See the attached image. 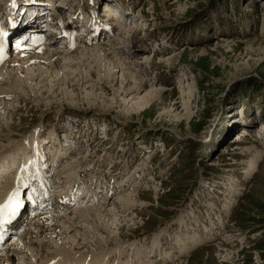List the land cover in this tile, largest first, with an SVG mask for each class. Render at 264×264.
<instances>
[{"label":"rangeland","instance_id":"374dc122","mask_svg":"<svg viewBox=\"0 0 264 264\" xmlns=\"http://www.w3.org/2000/svg\"><path fill=\"white\" fill-rule=\"evenodd\" d=\"M74 2L75 12L76 7L79 11L89 6L86 0ZM88 2L94 3V0ZM120 2H124L125 7L132 8L127 23L139 22L137 16L142 12L145 16L143 20L150 26L134 36L132 47L128 46L130 51L138 46L139 49L146 51H137L136 54L132 53V58H124L121 50H118L119 57H115L129 63L143 61L141 55H148L151 64L147 65V68L156 77L160 87L170 90L162 93L159 102H154L138 116L129 117L130 121H125L124 124L126 127L114 123L116 120L113 118L117 115L115 110H111L110 115H106L105 118L91 110L92 113L82 112L79 116L66 113L51 115L44 121L42 116L46 112L44 109L46 101L41 102L39 99H47L51 95L45 94L46 96L43 95L38 100L28 96V100L25 98V102L18 104L17 113L11 116L9 122V125L12 124L11 134L7 131L5 135H12V139H5L3 145L16 146L31 134L35 136L39 133L40 136L41 133L50 132L46 141L42 143L43 151L47 152L46 149L49 151L55 143L60 145V149L68 148L64 147L68 146L65 145L64 137H68L71 147L76 145L77 151H73V155L76 156L73 157H80L76 162L79 168L75 169V171L79 169L77 170L79 172H76L74 179L82 183L79 187L86 183L94 189L93 191L100 190L102 198L111 192L112 197L106 198L108 204L112 205H117L119 198L122 197L119 196V192H122L123 196L133 192L135 194L133 198L142 199L140 216L137 217L135 212H132L136 207L133 206L128 210L129 215L128 211L117 213L114 216L116 221L107 222L109 225L107 227L112 232L124 225L134 228L138 226L140 228L143 224L146 226L143 234L137 232L135 237L121 242L119 246L112 242L107 244L109 247L113 245L112 248H107V251L119 247L123 263L135 264L137 260L134 254L137 255L138 252L136 249L126 248L128 244L131 246L133 243V248L142 246V242L150 244V240L162 229L168 232L162 237L176 236L181 227L191 223L194 225L195 221L198 225L205 224L208 218L214 217L216 221L218 218L223 219V224H220L221 230L218 227V232L215 233L221 235H215L207 246L200 247L188 255L176 258L179 256L176 254L174 261L166 264H264V163L260 165L253 179L245 181V170L251 156L231 152L236 145L251 144L258 145L264 151L263 139L260 141L257 137L258 130L264 127V0H120ZM113 33L112 37L119 35L120 29ZM76 49L84 48L80 46ZM152 54L159 57L176 54L180 55V58L171 66L165 67L159 64L160 59L154 57L151 60ZM87 74L88 81L94 84L97 81V74ZM130 79L127 80L126 87L132 85L133 81ZM72 87L65 90H72L73 93L80 95V90ZM117 87L119 83L113 86V90ZM65 90L61 88L59 91ZM83 90L88 91L89 88ZM113 90L103 83L100 93L109 99L113 95ZM61 92H56L54 100L64 104L66 100L56 101V98L63 97ZM184 103L187 107L182 106ZM79 104L86 107L81 101ZM61 106L53 104L52 111ZM171 107L175 113L171 111V115L166 114ZM10 108L11 106L7 105L0 115L6 114ZM184 112L188 119L182 117ZM175 114L178 117L176 119L173 118ZM242 129L250 136L246 137L247 140L244 142L238 140L234 142ZM260 136L264 138V132L260 133ZM29 141L31 138L26 144L19 143L20 146L16 148L18 152L27 153L32 145ZM56 151L58 152V149ZM2 153L3 151L0 152ZM44 157L47 158L46 155ZM143 163L144 172H138ZM83 169L90 173H84ZM62 170L60 167L57 172L51 171L58 175ZM114 180L116 182L122 180L119 188L115 187V183L112 184ZM56 181L59 187L63 180L57 177ZM110 185L115 191H111ZM123 186H126L124 191ZM237 188L242 189V192L235 191ZM231 191V197H225ZM97 198V201H100L99 195ZM225 198L227 200L236 198V203L228 214L223 212L225 210L222 207V200ZM103 203L105 202L96 205L103 207L101 206ZM71 209L73 207L62 214L69 216ZM120 216L124 217V222ZM29 231L30 228L27 226L18 237L20 242L23 241L27 245L20 246L26 249L23 253L27 254L25 258L27 261L34 259L33 255L39 259L44 254L41 248L28 249L31 245L27 242L29 236L25 237L22 234ZM124 233L128 231L125 230ZM227 237L229 242L225 241ZM167 242L166 239H162L160 248L165 250ZM219 242L225 243L227 248H232L228 257L223 248L217 246ZM230 243L232 246H229ZM140 250L143 251L142 248ZM156 252L155 250L154 256H151V259L155 258L154 263L158 259ZM84 262L82 264H85Z\"/></svg>","mask_w":264,"mask_h":264},{"label":"bare ground","instance_id":"6f19581e","mask_svg":"<svg viewBox=\"0 0 264 264\" xmlns=\"http://www.w3.org/2000/svg\"><path fill=\"white\" fill-rule=\"evenodd\" d=\"M48 1L51 2L52 7L61 6L64 7V9L57 11L58 13L52 19V22H48L47 20L46 23H44V21L40 19L37 20L32 18L34 13L36 12L38 14L39 11H37L36 5L30 2V0H7L5 3H2V0H0V17L2 14L3 18L2 22H0V28L3 26L6 34H8L9 25L14 26L17 24L13 28L17 30L27 21L31 24V28L34 29L35 32L38 34L43 33L44 36L43 41L40 42L38 47L27 48L23 51L15 52L14 55H9V58L8 56L4 57L5 60L3 64L0 63V113L7 105L11 106L6 114L0 115V152L3 151V153L0 154V203L11 200L14 194L20 191L21 186L27 182H31L33 179L37 178L38 175L45 183L49 182L46 181L44 177H46L49 172H52L51 170H56L57 172V169L61 167L63 170L59 171L58 175H55V179H57V177L62 179V184L59 187L55 185L52 189L55 194L54 198L56 199L54 200L53 212L64 211L70 206L73 207V209H71L69 216L62 213L56 214L50 212L52 210H49L48 212L44 211L36 214L37 216L30 220L28 225L30 231L28 233H23L22 236H29L27 240L28 244H31L29 245V250H31V248L36 250L41 248L45 257L42 255L41 258L37 259L36 255H33L34 259L27 261L25 259L27 254L23 253V251H26L23 247L27 245L24 244L23 241L20 242V238L17 237L11 241L8 248L3 253H0V264H41L49 261V263L54 264H82L87 257L89 258L84 262L85 264H133L130 262H121L120 256L122 254L121 251L118 250L119 247L117 249L114 247L115 249L107 251V248L110 249L113 247V245L109 247L107 244L112 242V244L119 246L121 242L135 237L134 235L137 232L143 234L146 227L145 224L141 225L140 228H138L139 226L134 228L124 225V227L117 228V230L112 232L109 231L107 222H114V216L117 213L128 211L133 206L136 207L132 212H135L137 217L140 216L139 208L140 202L143 201L142 199L139 197L133 198V195H135L133 192L127 193L124 196L121 195L122 192H119V196L122 197L119 198V202L116 200V202H118L117 205H112V203L108 204V199L106 198L109 197L110 199V197H112L110 194L111 192L106 195L104 194L105 198H102L103 196L101 197L100 190L98 191L96 189L97 191H93L94 189L90 188V185L86 183H84L82 187L80 186V188L79 185H82V183L78 179V183H76L77 180H74L76 172H79L77 171L79 169L76 171L75 169L79 168L76 162L80 157H73L76 156L73 155V151H77V149L76 145L71 147L68 137H64L65 145L68 144V146L64 147L68 148L63 147L64 149H60V145L55 143L49 151L46 149L47 152L43 151L42 143H44V140L46 141L50 132L47 134L41 133L40 136H38L39 133L35 134V136L31 134L32 136L29 135L23 138L21 140L22 142L19 143L26 144L28 139L31 138L29 144L32 143V145L30 148L28 147L29 151L27 153L24 151L18 152L19 150L16 148L20 146L19 143L16 146L12 145L9 147H5L3 143L5 139H12V135H10V131L12 130L10 125L12 124L9 125L11 116L17 113L19 109L18 104L25 102L28 96H33L31 99L34 98L38 100L39 97H43L45 94L51 95L48 97L51 100H48V98L39 99L41 102L46 101L44 104L46 112L43 114L44 116H42L44 121L49 119L51 115L66 113V115L79 116L82 112L92 113L91 110H95L96 113L105 118L106 115H110L111 110H115L117 115L114 116L113 120H116V122H113L120 124L121 127H126L124 124H126L125 121H130L131 118L129 119V117L138 116L139 113L158 101L162 93L170 90L166 87H160L161 85H159L156 77H154L151 70L147 68V65L151 64L148 55H141L143 56L142 58H144L143 61H130L129 63L124 62V59L120 60L121 58L117 59L115 57L118 56V50H121V55L124 58H132V53L136 54L137 51H146L142 48L139 49V46L130 51L129 47H132L131 44H133L132 40L134 36L139 34L141 30H144L145 27H149L150 24H147V22H145L146 20H143L145 16L142 12L138 13L137 20H139V22L137 20L138 23L135 21L137 24L134 22H132V24H130V22L127 23V16L123 21V12L128 11L129 7L127 6L126 9L120 10V8L115 5L111 6L109 4L105 7L104 17L102 18L107 20L108 24L113 23L114 19H118L119 23L114 29H120L119 35L112 37V33L115 32L114 29L98 28V30H101L97 32L98 30L95 28V21H93L92 17V10H90L91 7L85 6L79 11L78 15H76L79 16L80 19L82 18L84 26L81 31L77 30L72 32L71 28L68 29L70 21L65 23L63 19L64 16L62 15L67 10H71V13L67 16L75 13V7L73 5L74 0H60L57 4L54 0ZM66 1H68L67 4ZM151 9L153 10V8ZM82 11H84V13ZM155 11L156 9H154V12ZM29 16L33 21H28ZM12 17L14 20L12 19L11 21ZM6 21H8V26L4 27L3 23ZM42 23L43 25L41 26ZM152 25L153 24H151V26ZM118 27L119 29H117ZM25 28L28 29L29 27L25 25ZM91 28L95 29L96 32ZM70 32H72L71 38H61V40H59L55 36V34H63L64 37H67ZM59 41L62 43L58 46ZM78 44H82L84 49H76V45ZM158 52L163 51L161 50ZM152 55L151 60L156 57L160 59L159 64L165 67L171 66L180 58V55L176 54H171V56L165 55L164 57H159L155 54ZM87 73L97 74V81H94L96 84L88 81V77L86 76ZM129 79L133 81L132 85L126 87L128 84L127 80ZM103 83L107 84L111 90H113V86H115L116 83H119V87L113 90V95L109 99L104 98L103 94L100 93ZM157 84L159 86H156ZM72 86L80 90V95L73 93L72 90L66 91ZM61 88L66 90L61 92L59 91ZM85 88H89V90L84 91L83 89ZM81 90H83V92ZM58 91L61 92L63 97L56 98V101L63 99L66 100V103L55 102L54 97L59 93ZM79 101L86 104V107H81ZM53 104H61L62 106L52 111L53 108L51 107ZM185 104L186 103L182 104V106L185 107ZM99 106L101 109H98ZM174 106L175 104L173 107ZM35 107L37 106L35 105ZM167 111L166 114L168 113L171 115L172 107ZM172 112L175 113V110ZM90 115L93 116V114ZM160 115L162 116V113ZM182 117L188 119L186 112H184ZM173 118L176 119L178 117L175 114ZM263 130L264 127L258 130V136L256 135L260 141L263 139L262 144H264V138L260 136V133L264 132ZM7 131H9L8 133H10V136L8 134L5 135ZM239 133L240 134L236 135L234 142L237 140L244 142L247 140L246 137L250 136V134L243 129ZM253 142H256V140H253ZM56 149H58V152ZM55 151L57 153H55ZM231 152L236 155L251 156L248 160V168L245 170V181L253 179L259 171L258 168H260V165L264 163L263 149L254 144L236 145ZM45 155L46 157L49 156V159H45ZM144 166L145 163L141 164L137 171L144 172ZM83 171L84 173L87 172V174L90 173H88L86 169H83ZM121 182H116L114 180L112 184L115 183V187L119 188ZM110 186L112 187V185ZM125 187L126 186L122 187V191H124ZM23 188L24 186L22 189ZM103 190L104 189H102V191ZM106 190L108 192L107 188ZM112 190L115 191L113 187L111 191ZM241 190L237 188L235 191L240 193L242 192ZM231 194L232 191L225 197H231ZM98 195L100 196V201H97ZM103 201L107 203L106 205L105 203L101 204V206L105 208L96 205ZM222 201V207L225 210L223 212L228 214L236 203V198L228 200L225 198V200ZM121 209L123 210L121 211ZM208 213L209 212H207V214ZM127 215H129V211ZM120 217L124 222V217ZM220 224H223V219L218 218V221H216L214 217L208 218L205 224L198 225V222L196 223L195 221L194 225L191 223L190 225L187 224L181 227L176 236L172 235V233V237L170 235L162 237L168 234L166 230L162 229V231L154 235L150 240V244L142 242V246H135L133 248L132 243L131 246L128 244L126 248L128 247L129 250L136 249V252H138L137 255L134 254L135 258L137 257L136 262H134L135 264L170 263V261H174L176 254H179V256L176 257L179 258L190 254L200 247L207 246L211 240L214 239L215 235H221L215 234L216 231L218 232V227L220 229ZM177 225L178 224H176V226ZM27 230L28 229H26V231ZM125 230L128 231V233L125 234ZM30 232L32 233L30 234ZM228 238L229 237L225 239L226 242H229ZM162 239L168 241V246H165V250L164 248H160ZM77 240L80 243L77 242ZM225 243L219 242L217 246L223 248V252H226L228 257L231 254L229 251L232 248L225 247ZM22 245L23 247L20 248ZM81 245L83 247L79 248ZM230 245L231 243L229 246ZM71 247H73V249H71ZM144 247L146 250H144ZM224 247L226 248L225 250ZM141 248L143 251L140 250ZM155 250L158 255L156 263L153 262L155 258L151 259V256H154ZM31 252L34 253V251ZM49 253L51 255L48 256ZM48 257L49 259H47Z\"/></svg>","mask_w":264,"mask_h":264},{"label":"snow or ice","instance_id":"6c2138e0","mask_svg":"<svg viewBox=\"0 0 264 264\" xmlns=\"http://www.w3.org/2000/svg\"><path fill=\"white\" fill-rule=\"evenodd\" d=\"M8 205H5V207H7Z\"/></svg>","mask_w":264,"mask_h":264}]
</instances>
